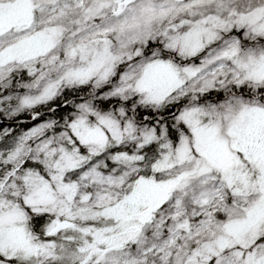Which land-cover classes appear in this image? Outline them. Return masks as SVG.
<instances>
[{
  "label": "snow or ice",
  "instance_id": "snow-or-ice-1",
  "mask_svg": "<svg viewBox=\"0 0 264 264\" xmlns=\"http://www.w3.org/2000/svg\"><path fill=\"white\" fill-rule=\"evenodd\" d=\"M0 264H264V0H0Z\"/></svg>",
  "mask_w": 264,
  "mask_h": 264
}]
</instances>
